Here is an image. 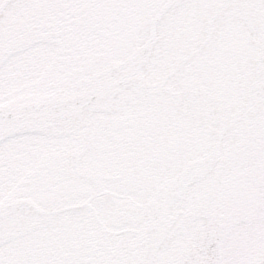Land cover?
Returning <instances> with one entry per match:
<instances>
[{
  "label": "snow or ice",
  "instance_id": "snow-or-ice-1",
  "mask_svg": "<svg viewBox=\"0 0 264 264\" xmlns=\"http://www.w3.org/2000/svg\"><path fill=\"white\" fill-rule=\"evenodd\" d=\"M0 264H264V0H0Z\"/></svg>",
  "mask_w": 264,
  "mask_h": 264
}]
</instances>
